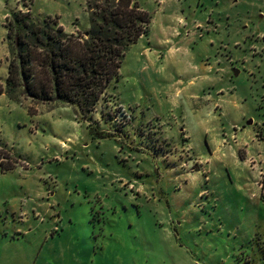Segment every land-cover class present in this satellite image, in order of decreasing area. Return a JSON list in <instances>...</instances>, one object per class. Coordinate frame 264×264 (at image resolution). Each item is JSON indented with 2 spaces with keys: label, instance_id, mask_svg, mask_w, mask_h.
I'll list each match as a JSON object with an SVG mask.
<instances>
[{
  "label": "rangeland",
  "instance_id": "1",
  "mask_svg": "<svg viewBox=\"0 0 264 264\" xmlns=\"http://www.w3.org/2000/svg\"><path fill=\"white\" fill-rule=\"evenodd\" d=\"M137 1L154 28L91 115L103 138L73 107L0 97L20 161L0 170V240L38 264H264V0ZM13 12L90 28L86 0H0L1 83ZM178 17L206 27L192 51Z\"/></svg>",
  "mask_w": 264,
  "mask_h": 264
},
{
  "label": "trees",
  "instance_id": "2",
  "mask_svg": "<svg viewBox=\"0 0 264 264\" xmlns=\"http://www.w3.org/2000/svg\"><path fill=\"white\" fill-rule=\"evenodd\" d=\"M90 28L67 33L52 17L13 12L7 18L10 59L0 97L11 102L73 107L97 132L91 115L107 95L130 47L151 32L153 16L137 0H86ZM29 114L38 112L29 107ZM20 166L12 151L0 142V170Z\"/></svg>",
  "mask_w": 264,
  "mask_h": 264
},
{
  "label": "crops",
  "instance_id": "3",
  "mask_svg": "<svg viewBox=\"0 0 264 264\" xmlns=\"http://www.w3.org/2000/svg\"><path fill=\"white\" fill-rule=\"evenodd\" d=\"M141 8H142V6H141ZM175 23L179 27V28L177 27V30H176L177 33H175V40L177 41V43L179 42V44L182 45V46L187 45V48L191 49V51L193 50V46H197L198 47V45L201 44V43H198L199 40H196V42H195V41H193V39L196 37L195 36V34H196L195 30L196 29L200 33H202L203 31L206 32L205 31L206 30L205 26L202 27L201 25H198V26H195V27H190L189 25H187V22L182 17H178ZM171 24H173V23H171ZM171 24L166 25L164 30L169 32ZM153 28H154V24H153V21H152L151 32H152ZM207 29H208L207 31H209L211 28H207ZM77 32H80V31L75 26L73 28V31L72 32H68V33L69 34H74V33H77ZM174 32L175 31H172V33H174ZM143 39L144 38H141L140 40H143ZM166 45H168V44H166ZM203 46H204V43H203ZM202 72H201L202 75H200L199 77L201 78V80H205V77H206L205 66H204ZM198 78H193L189 82V85H192L193 84V80H196ZM19 240L21 241V238L18 239L17 237H9V238H6V239L3 238V239L0 240V264H28L27 260H29V259H31V261H32L30 264H38V262L41 259V255H42L41 253L36 254L34 252L32 254V256H28V255H25L22 252L23 250H21V249H18L19 252L10 251V249H12V245L13 244H19V243H17V241H19Z\"/></svg>",
  "mask_w": 264,
  "mask_h": 264
},
{
  "label": "water",
  "instance_id": "4",
  "mask_svg": "<svg viewBox=\"0 0 264 264\" xmlns=\"http://www.w3.org/2000/svg\"><path fill=\"white\" fill-rule=\"evenodd\" d=\"M237 72V71H236ZM253 124V121H249L248 122V125H252Z\"/></svg>",
  "mask_w": 264,
  "mask_h": 264
}]
</instances>
